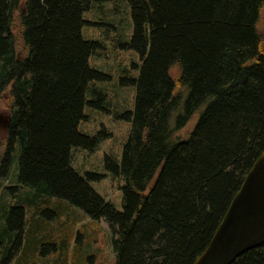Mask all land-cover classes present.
<instances>
[{
  "label": "trees",
  "instance_id": "trees-1",
  "mask_svg": "<svg viewBox=\"0 0 264 264\" xmlns=\"http://www.w3.org/2000/svg\"><path fill=\"white\" fill-rule=\"evenodd\" d=\"M105 1L24 0L20 9L22 0H0V101H10L0 179L18 144L20 186L105 220L116 264H193L264 151V0H127V47L142 65L128 141L117 162L107 159L125 181L122 212L90 186L99 176L71 167L72 148L99 143L79 126L96 105L90 84L108 77L90 67L100 46L82 28L84 12ZM23 220L24 208H11L9 229L20 236ZM232 264H264V245Z\"/></svg>",
  "mask_w": 264,
  "mask_h": 264
},
{
  "label": "rangeland",
  "instance_id": "rangeland-1",
  "mask_svg": "<svg viewBox=\"0 0 264 264\" xmlns=\"http://www.w3.org/2000/svg\"><path fill=\"white\" fill-rule=\"evenodd\" d=\"M23 2L20 9L23 8ZM86 22L82 28V36L88 42H95L100 47L90 57L92 69L106 75L104 81L90 84L87 99L95 102V106H86L84 113L87 120L82 121L79 131L90 137H98L99 143L94 152L81 148L71 149V167L84 178L87 174L99 176L90 180V186L118 212L124 208V178L107 168V159L117 162L128 141L131 122L126 116L135 109L136 86L132 81L139 78L142 65L141 55L127 47L134 34L132 8L127 0H108L92 3L90 9L83 14ZM264 28V26H263ZM18 49L19 43L17 45ZM179 66L172 67L170 74L176 77ZM187 92V91H186ZM188 93L183 96L184 104ZM99 105V107H98ZM206 105H203L193 116L187 127L179 134L187 138L194 129ZM10 101L8 97L0 101V142L3 151L7 138L5 123L9 120ZM175 122V121H174ZM12 169L7 180L0 179L1 188L14 187L19 178L20 145L13 150ZM0 193V215L4 206H18L19 197L11 193ZM73 212L63 220L73 229L72 243L67 255L66 264H116L117 256L113 247V235L109 224L101 220H92L86 214L73 207ZM77 222V223H76ZM77 225V226H76ZM63 226V227H64ZM30 264H49L47 256L39 250L31 254ZM53 264V263H51Z\"/></svg>",
  "mask_w": 264,
  "mask_h": 264
},
{
  "label": "crops",
  "instance_id": "crops-1",
  "mask_svg": "<svg viewBox=\"0 0 264 264\" xmlns=\"http://www.w3.org/2000/svg\"><path fill=\"white\" fill-rule=\"evenodd\" d=\"M0 189H3V193L10 192L13 197H19L21 201L18 206L24 208L21 236L17 231L10 230L8 225L10 211L14 206L3 208L0 215V264H30L31 254H36L39 250L47 256L49 264H66L71 237L76 234H73L76 227L73 229L71 223L66 226L62 224L65 218L73 220L69 214L73 212L74 206L62 200L49 199L31 188L22 187L19 181L7 191L1 185ZM18 240L20 246L15 249Z\"/></svg>",
  "mask_w": 264,
  "mask_h": 264
},
{
  "label": "water",
  "instance_id": "water-1",
  "mask_svg": "<svg viewBox=\"0 0 264 264\" xmlns=\"http://www.w3.org/2000/svg\"><path fill=\"white\" fill-rule=\"evenodd\" d=\"M263 245L264 151L247 173L211 242L193 264H232Z\"/></svg>",
  "mask_w": 264,
  "mask_h": 264
}]
</instances>
